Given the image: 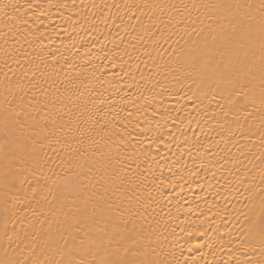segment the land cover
I'll list each match as a JSON object with an SVG mask.
<instances>
[{
  "label": "snow or ice",
  "instance_id": "snow-or-ice-1",
  "mask_svg": "<svg viewBox=\"0 0 264 264\" xmlns=\"http://www.w3.org/2000/svg\"><path fill=\"white\" fill-rule=\"evenodd\" d=\"M31 7V4L0 0V25L8 30L0 31V36L11 34L23 38L25 33L31 34L25 19ZM148 7L161 12L150 25H142L146 33L156 30L150 37L153 47L160 39L171 40L181 32L184 34L181 36L184 45L179 52L174 47L171 54L176 55L184 79L196 86V91L187 99L203 105L209 95L220 97L225 103L217 100V105L225 120L229 111L239 113L233 121L245 141L239 153L249 163H253L252 158L259 160V165L253 167L258 170L260 184H255V176L250 175L243 161L233 157L231 163L237 172L238 165L244 167L240 176L232 173L239 185L234 191L237 199L244 196L250 204L258 198L260 210L255 212L248 205L244 206L248 211L240 210L237 217L240 237L234 251L244 258H237L236 264H264V0L246 3L209 0L203 4ZM165 8H171L175 15L163 18ZM193 10L199 13L195 18ZM102 19L107 24V18ZM91 27H97L95 22ZM177 28L179 32L175 31ZM194 35L196 39L192 38ZM3 56L0 65L3 74L0 80V264H181L165 247L167 228L161 231L149 224L145 229L141 223L144 213L149 208L155 212L153 205L159 206L160 202L152 196L146 183L149 177L141 170L138 153L143 150L131 141L126 142L125 133L117 127L119 115L101 122L106 133L112 129L114 134H119L115 150L107 144L96 146L88 156L83 147H71L70 140L81 145L83 141L72 135L76 130L74 121L63 109L76 102L67 86L63 91L56 86L53 77L58 78L59 74L55 69L51 76L42 72L38 77V65L34 61L25 58L22 64L17 52L8 49ZM45 57H50L53 65L67 62L63 53L35 54V59L48 67ZM9 60L17 67H10ZM83 107L80 115L88 112L87 105ZM241 109L244 111L240 112ZM257 113L260 154L257 157L251 153L249 158L245 148L252 134L251 125L245 130L239 120L240 115L249 120ZM61 135L66 138L64 143ZM234 135H229L225 143L232 141ZM53 143L63 153H58ZM121 146L131 147L133 156L122 158ZM46 149L57 153L58 161L49 164L44 160L41 154L48 156ZM125 159L133 160L135 169ZM228 163L224 161V165ZM53 165L61 171L57 172ZM152 185L162 200L167 199L163 194L164 180L157 183L152 178ZM159 223L157 220L156 224ZM207 247L213 248L210 240ZM249 251L252 257L248 256ZM200 259L199 256L186 258L183 264H199Z\"/></svg>",
  "mask_w": 264,
  "mask_h": 264
},
{
  "label": "bare ground",
  "instance_id": "bare-ground-1",
  "mask_svg": "<svg viewBox=\"0 0 264 264\" xmlns=\"http://www.w3.org/2000/svg\"><path fill=\"white\" fill-rule=\"evenodd\" d=\"M3 2L9 3L10 0ZM11 2L20 5L31 4L29 15L25 17L31 34L25 33L23 38L11 34L7 37L0 36V65L4 60L3 52L8 49L10 52H17V58L22 64L25 63V58L34 61L38 65V77L42 72L51 76L55 69L59 74L58 78L53 77L56 86L61 91L67 86L76 102L75 105L69 104L63 109L74 121L73 128L76 130L72 135L79 136L83 141L81 145L75 140H70L71 147H83L88 156L92 155L94 147H104L105 144L115 150L120 136L114 134L112 129L106 133L101 127V122L113 119L114 114L119 115L117 127L121 133H125L126 142L131 141L137 149L143 150L138 153L141 170L149 177L146 183L152 196L160 202L159 206L153 205L155 212L149 208L148 212L144 213L141 223L145 229H148L149 224L161 231L167 228L165 234L168 241L165 247L174 253L175 260L181 261V264L186 258L198 256L201 257L199 264H236L237 258L243 259L244 256L240 252L234 251L240 237L237 217L240 216V210L248 211L245 205L259 212V199L251 204L244 196L237 199L234 189L239 185L232 173L240 176L244 167L238 165L240 171L237 172L231 159L236 157L242 160L243 165L250 170V175L255 176V184L259 186L260 176L257 168L253 167L254 164L259 165V160L251 157V153H255L257 157L260 154L259 114L249 120L240 115L239 123L245 130L251 125L252 134L245 148L249 158L253 159V163H249L248 159L241 157L239 153V148L245 143L233 123L239 113L229 111L225 120L217 105V100L225 103L220 97L213 98L209 95L203 105H200L199 101L187 99L188 95L196 91V86L184 79L176 55L171 54L174 47L179 52L180 47L184 45L181 39L184 34L181 32L171 40L160 39L159 44L153 47L150 37L156 30L148 33L142 30V25H150L161 16L159 9L148 7L149 5L181 6L203 4L209 0ZM117 4L121 7H115ZM193 13V18L199 14L195 10ZM169 15L174 16L175 12L171 8H165L163 18L166 19ZM102 17L107 18V24ZM93 22L97 27H91ZM0 31L8 30L0 25ZM175 31L179 32V28ZM133 37L136 39L133 40ZM158 37L159 33H156L155 38ZM192 38L196 39L195 35ZM41 51L63 53L67 62L53 65L50 57H45L50 65L46 67L35 59L36 52ZM8 62L10 67H17L13 60ZM0 80H3L2 73ZM80 93H83V96ZM85 104L88 112L80 115ZM256 104L259 106L258 99ZM69 108L72 109L70 113ZM120 121H123V124ZM128 133L130 135H127ZM232 133L235 134L232 141L226 144L225 141H228ZM65 139L61 135V143H64ZM53 147L58 153H63L59 145L53 143ZM46 151L48 156L41 154L44 160L49 164L58 161L57 153L51 149ZM121 151L124 153L122 158L133 156L131 147L121 146ZM225 160L229 161L227 165H224ZM125 163L130 164L133 169L136 167V163L131 159H125ZM53 166L57 172L61 171L58 166ZM45 172H48L47 167ZM48 175L51 176L52 173L48 172ZM152 178H156L157 183L160 180L166 182L163 194L167 199L162 200L152 185ZM240 191L243 192V189ZM242 218L241 216L240 219ZM157 220L160 221L159 225L156 224ZM164 220L169 223L165 224ZM205 232L207 236L202 235ZM209 240L213 244L211 250L207 247ZM252 255L249 251L248 256Z\"/></svg>",
  "mask_w": 264,
  "mask_h": 264
}]
</instances>
